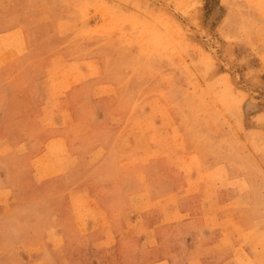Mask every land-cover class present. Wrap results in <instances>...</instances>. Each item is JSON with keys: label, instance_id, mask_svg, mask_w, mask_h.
Masks as SVG:
<instances>
[{"label": "rangeland", "instance_id": "1", "mask_svg": "<svg viewBox=\"0 0 264 264\" xmlns=\"http://www.w3.org/2000/svg\"><path fill=\"white\" fill-rule=\"evenodd\" d=\"M0 264H264V0H0Z\"/></svg>", "mask_w": 264, "mask_h": 264}]
</instances>
